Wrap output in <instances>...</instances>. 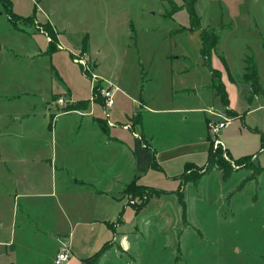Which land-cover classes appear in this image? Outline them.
<instances>
[{
  "label": "rangeland",
  "instance_id": "rangeland-1",
  "mask_svg": "<svg viewBox=\"0 0 264 264\" xmlns=\"http://www.w3.org/2000/svg\"><path fill=\"white\" fill-rule=\"evenodd\" d=\"M9 1L15 15L31 17L26 24L20 23L25 30L18 31L0 4L1 216L8 217L13 194L24 192L34 176L40 177L46 197L51 198L47 191L53 192L52 172L46 164L34 167L32 160L50 158L47 124L75 108L64 92L52 94L64 83L77 98L93 95L102 104L100 89L117 81L121 89L114 94L110 114L121 107L129 109L124 89L134 94L142 87L144 96H154L151 106L168 109L158 117L151 114L149 124L160 125L181 139L203 134L200 112L169 109L216 106L210 70L201 55L200 32L213 29L219 41L208 62L220 70L228 105L242 117L231 119V110L230 116L224 115V105L214 109L208 119H230L217 136L230 154L223 145L212 146L216 151L211 153L214 162L231 166L233 171L224 178L212 166L197 184L187 183L185 211L174 195L149 199L153 195L147 189L139 194L124 192L122 196L136 211L146 197L150 200L141 215L127 216L125 230L135 224L138 230L128 234L120 229V241L133 242L132 249L126 250L118 239L106 242L84 264H264V171L259 167L264 166V0H196L198 29L185 9L188 0ZM40 17L58 30L60 41L55 36L52 47L62 50L45 53L46 38L51 41V37L37 21ZM85 34L90 54L81 49ZM249 56L251 64L256 63L263 91L259 98L242 80L244 60ZM64 121L61 130L69 133L71 117ZM208 138L213 145L214 138ZM199 172L198 167H187L180 178H195ZM162 178L167 180L164 185L176 188V179ZM54 211L50 206L38 217L43 235L35 236L30 219L13 229V236L7 230L5 237L12 238L15 248L6 255L0 249V264H53L50 231L58 217ZM151 212L154 216L146 226L140 218ZM21 215L19 210L18 223Z\"/></svg>",
  "mask_w": 264,
  "mask_h": 264
},
{
  "label": "crops",
  "instance_id": "crops-1",
  "mask_svg": "<svg viewBox=\"0 0 264 264\" xmlns=\"http://www.w3.org/2000/svg\"><path fill=\"white\" fill-rule=\"evenodd\" d=\"M35 17L36 15L34 19ZM41 19H37L39 24L48 22L60 41L59 32L55 26L48 19ZM46 41L48 47L45 53L51 54V52L62 50L61 48H50L47 38ZM87 50L90 54L89 44ZM80 70L84 72L81 66ZM230 82L233 84L231 80ZM108 86L114 88L113 95L121 89L117 81L107 84ZM90 87L92 88L91 82ZM249 87L251 89V86ZM141 88L134 94L124 89L123 92L130 99L129 109L121 107L113 114L108 111V116L102 110L103 103L100 104L96 99H92L93 95L90 98H77L66 83L58 88L57 92L52 93L54 95L64 92L71 100V104L75 106L68 113L56 115L53 119L49 118L51 121L49 120L47 127L50 129L52 145L50 158L39 157L32 160L34 167L42 164L49 166L52 172L53 192L47 191L51 198L46 197L44 188L41 187L40 177L34 176L31 182L25 185L27 187H24V192L17 191L13 194V201L7 210L8 217L1 216L2 211L0 210V249L5 255L15 248V242H11L12 238L7 240L5 237L7 230L10 233L19 224L30 219L35 236L45 234L39 228L38 217L50 206L54 208L58 216H55L53 229L49 230L55 251L52 256L53 264H55L54 259L61 246L68 247L70 251L69 258L62 264L65 262L84 264L88 257L102 249L103 244L117 241V239L125 244L126 250L132 249L133 242L126 241L127 239L120 241V229L126 233L138 230V224L125 230L124 224L127 216L141 215L146 211L149 205L147 202L151 198L158 199L161 195L175 196L173 192L176 189H186L188 184L183 187L180 176L187 167L199 168L206 164L210 146L206 121L214 115V109H219L218 106L224 104L212 88L211 91L217 99L216 106L210 105L202 108L189 105L169 109L180 113L200 112L202 114L204 133L181 139L183 137H176L175 133L163 129L160 125L149 124L151 114L158 117L160 113H165L168 109H157L151 106L149 102L154 96H144ZM253 96L259 98L260 95L253 93ZM115 101L116 99L113 105ZM113 105L107 110H110ZM224 106L227 110L233 111L234 116L232 115L231 119L241 116L229 107L228 103ZM224 115H229V113L225 110ZM68 117H71L69 123L72 126L69 133L65 129L61 130V125L66 123L64 120ZM221 141L230 154L224 141L222 139ZM162 175L166 179H176V188L164 185L163 183L167 180H163ZM132 180L137 184L147 185L160 191L159 194L151 196L146 205L137 211L122 196L124 188ZM20 201L23 203L21 206ZM19 210L22 214L20 223L17 222ZM153 216L152 212L147 213L146 216H141L140 222H144L146 226L150 225ZM11 234L13 236L14 231Z\"/></svg>",
  "mask_w": 264,
  "mask_h": 264
},
{
  "label": "trees",
  "instance_id": "trees-1",
  "mask_svg": "<svg viewBox=\"0 0 264 264\" xmlns=\"http://www.w3.org/2000/svg\"><path fill=\"white\" fill-rule=\"evenodd\" d=\"M182 1L185 2L186 0H182ZM188 2L189 3L185 9L188 12L189 17H191V24L195 21L194 25L198 29L199 26L197 27V25H198V20L200 19V17H198L196 15V12H195L196 0H188ZM0 4H1V6H3V9H6L5 12L8 15L7 19H8V21H10V23L14 27V29H16L18 31L25 30V26L20 24V23L23 22V24H26L25 22L28 21V19L31 16H22V15L17 16V15H15L12 12V8H11L12 6H11L9 0H0ZM40 25L45 27V32L47 33L48 36L51 37V41H49V45H50V48L54 49L52 47V42H53V39L55 40L56 35H55L52 27L50 26V24L48 22L42 23ZM200 32H201V41H202L201 55L204 58L205 64L209 67V70H210L211 87L214 89V92L216 93V95L218 97H220L222 103L225 105L228 103L227 92H225L223 82L221 80V77H219V71L217 69H213L212 67H210L211 64H210V62H208L209 54L217 47V44L219 41V35H217L216 31H214L213 29L207 30L206 28H202V30ZM81 47H82L81 49L84 53H86L88 51L87 50L88 49V36L87 35L83 38ZM220 58H221V61H223V63H224V67L226 68V70H228V66H227V63H226L224 57L221 55ZM251 60H252L251 56H249V58H246L244 60L246 65L243 69L244 72L242 74V76H243L242 80L244 83H247L251 86V89H252L254 94L261 95L263 93V91L261 90V87L259 84V76L257 73L256 65H255V62H253L251 64V62H252ZM226 112L229 113V110L226 109ZM211 150L213 152L216 151L215 149L213 150L212 145L209 146V149L207 152L208 157H207L206 164L202 167H199L200 172L198 173V175L195 178H192V177L186 178V179L181 178V184L183 187L189 182L193 183V184H197V182L201 178V176L206 174V172H208V170L210 169L209 167H212V166L214 168L222 171V176L224 178H226L233 171L234 168H232L231 166L227 167L222 163L220 164L218 162H214V154L211 153ZM153 165H155V163ZM259 167L261 168V171H264L263 166H259ZM244 181L245 180H242L243 183H245ZM240 187H242V185L238 186V188H240ZM141 189L149 190L150 195L160 193V191H157L156 189H154L150 186L137 184L136 182H131V183L127 184V186L124 188V192L139 194ZM173 193L175 194L176 199H178V202L181 205L182 211H185V200L183 199V196H184L183 189L182 188L176 189V191ZM148 198L149 197H146L144 204L142 206L136 207V209H140L144 205H146ZM87 259L85 261H87Z\"/></svg>",
  "mask_w": 264,
  "mask_h": 264
},
{
  "label": "built area",
  "instance_id": "built-area-1",
  "mask_svg": "<svg viewBox=\"0 0 264 264\" xmlns=\"http://www.w3.org/2000/svg\"><path fill=\"white\" fill-rule=\"evenodd\" d=\"M74 61H76L74 59ZM85 72L86 70L83 69ZM100 93L103 96V112L105 113L106 116H108V110L114 103V88L112 86H108L106 89L101 88ZM59 103L63 104V100L59 99ZM230 120L226 117H224L223 120H212V119H207V129L209 135H211L212 138H214L213 145L214 148H217L218 145H223L222 141L220 139H217L218 134L220 133V130L222 128H225L230 122ZM225 157L227 158L228 161L231 162V159L228 158L227 154H224ZM70 251L69 248L66 246H61L60 249L58 250L56 257L54 259L55 264H62L64 261H66L69 258Z\"/></svg>",
  "mask_w": 264,
  "mask_h": 264
}]
</instances>
